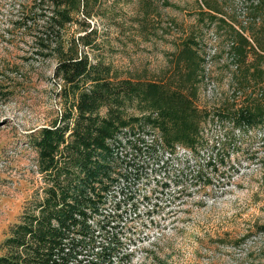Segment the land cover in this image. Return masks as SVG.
<instances>
[{"label":"rangeland","instance_id":"1","mask_svg":"<svg viewBox=\"0 0 264 264\" xmlns=\"http://www.w3.org/2000/svg\"><path fill=\"white\" fill-rule=\"evenodd\" d=\"M251 1L80 0L77 16L96 30L92 57L119 78L190 101L205 115L209 140L197 160L218 164L201 170L190 159L183 168L191 155L178 147L163 166L145 165L123 209L127 264H264V126L239 129L222 119L252 101L264 106V33L259 47L249 37L264 30V17ZM29 2L0 0V240L42 184L32 135L62 109L54 54H34L10 22ZM84 29L67 24L65 48ZM241 29L255 54L232 49Z\"/></svg>","mask_w":264,"mask_h":264},{"label":"trees","instance_id":"2","mask_svg":"<svg viewBox=\"0 0 264 264\" xmlns=\"http://www.w3.org/2000/svg\"><path fill=\"white\" fill-rule=\"evenodd\" d=\"M251 2L257 17H264V0ZM80 4L30 0L14 8L16 19L10 20L14 30L31 39L34 54H54L62 109L32 135L42 184L0 240V264H127L131 255L123 241V209L132 204L133 185L145 165L158 161L163 166L178 147L191 155L181 160L183 168L190 159L201 170L218 165L213 156L203 164L197 160L209 140L200 122L205 115L190 101L175 92L158 94L156 86L139 80L119 78L109 64L92 57L96 30L77 16ZM72 23L85 29L65 48L63 30ZM241 31L234 41L239 47L232 49L238 57L255 54ZM261 33L249 31L257 47ZM250 103L222 119L239 129L264 126V106L257 100Z\"/></svg>","mask_w":264,"mask_h":264}]
</instances>
